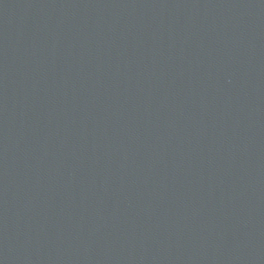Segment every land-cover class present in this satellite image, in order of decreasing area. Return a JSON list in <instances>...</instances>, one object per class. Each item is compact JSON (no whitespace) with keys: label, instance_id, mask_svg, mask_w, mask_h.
<instances>
[{"label":"water","instance_id":"95a60500","mask_svg":"<svg viewBox=\"0 0 264 264\" xmlns=\"http://www.w3.org/2000/svg\"><path fill=\"white\" fill-rule=\"evenodd\" d=\"M264 229V0H0V264Z\"/></svg>","mask_w":264,"mask_h":264}]
</instances>
